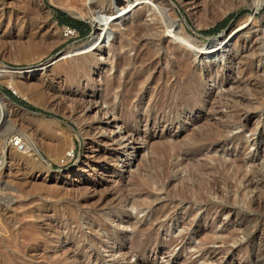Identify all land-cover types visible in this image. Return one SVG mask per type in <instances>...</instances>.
<instances>
[{"label": "rangeland", "instance_id": "rangeland-1", "mask_svg": "<svg viewBox=\"0 0 264 264\" xmlns=\"http://www.w3.org/2000/svg\"><path fill=\"white\" fill-rule=\"evenodd\" d=\"M127 1L0 0V264H264V0Z\"/></svg>", "mask_w": 264, "mask_h": 264}, {"label": "bare ground", "instance_id": "bare-ground-1", "mask_svg": "<svg viewBox=\"0 0 264 264\" xmlns=\"http://www.w3.org/2000/svg\"><path fill=\"white\" fill-rule=\"evenodd\" d=\"M130 0L127 1V3L129 2ZM138 0H134V2H136ZM49 3L51 4V2L49 1ZM114 6V3L112 4ZM153 7H156L153 6ZM259 7V2H256L254 4V11H256ZM116 9V8H115ZM124 8H118L116 9L113 13H110V15H104V14H98L96 15L95 17H93L92 21L95 25V27H98L99 30L101 31V29H103V32H101L100 36H98L96 42L92 43L89 45V43L86 45V47L84 48V52H88L89 50L93 49L94 47H96L100 41L101 38H103L105 36V27H107L108 23L110 22V20L112 19V17H115V16H120L119 14H121L123 12ZM156 10V9H155ZM157 11H159L157 9ZM160 12V11H159ZM158 13V12H157ZM81 14V13H80ZM160 15V14H158ZM169 20V19H168ZM169 22V21H168ZM166 33H167V36L169 38H171V40L175 41L177 44H179L182 48H184L185 50L187 51H190V52H193L192 54H195V55H199V56H207L208 54H211V53H214L216 52L218 49H220L222 46H225V44L229 41V38H223L222 41H215L214 43H212L213 45H210V46H206V44L212 42V41H209L208 43L204 44V43H199L197 41H194L184 35H182L180 33V30L177 29L173 23V21H171L169 24L167 23L166 24ZM96 29V28H95ZM103 36V37H101ZM228 37V36H227ZM221 38V37H220ZM104 40V38H103ZM102 40V41H103ZM214 40H217V39H214ZM13 41V40H12ZM256 41V40H255ZM256 43V42H255ZM250 44V43H249ZM252 46V45H251ZM254 46V45H253ZM245 49V48H244ZM65 57H59V59H54L53 61H50L48 62L46 65L42 66L41 68L39 69H34L32 71H29L30 74H33L35 73L36 71H40L42 72L43 70L47 69V68H50L52 67L56 62H58L59 60L61 59H64ZM12 70L11 69H8V68H3L1 71H0V76L2 77H8L9 79H11V75L12 74ZM28 74V75H30ZM263 91V90H262ZM2 107V106H1ZM4 108V107H3ZM97 128V127H96ZM103 135V134H102ZM98 137V136H97ZM4 152H5V148L3 150V154H2V158H3V155H4ZM92 150L90 149L88 152H87V157L86 159H89V158H92ZM68 153H66V155L68 156ZM13 156V155H12ZM65 156V157H67ZM11 157V156H10ZM15 157V156H14ZM16 158V157H15ZM63 160H65L64 157H62ZM91 174V173H90Z\"/></svg>", "mask_w": 264, "mask_h": 264}, {"label": "trees", "instance_id": "trees-1", "mask_svg": "<svg viewBox=\"0 0 264 264\" xmlns=\"http://www.w3.org/2000/svg\"><path fill=\"white\" fill-rule=\"evenodd\" d=\"M55 13V19L58 25H63L66 26L70 29H72L73 31L78 32L79 35H83L86 36L89 32L88 26L80 21H75L69 17H67L65 14H63L60 11L54 10ZM228 19V18H227ZM219 26L220 24L215 25L213 28L209 29V30H205L202 31L201 34L202 35H207L210 33H215L219 31ZM1 93L3 95H5L10 101H12L13 103H15L17 106L27 110V111H31V112H39L34 110L32 107L28 106L27 104H25L23 101L19 100L18 98H16L15 96H13V94H11L7 89H1ZM41 113V112H39ZM44 114V113H43ZM45 116H49L47 114H44Z\"/></svg>", "mask_w": 264, "mask_h": 264}, {"label": "water", "instance_id": "water-1", "mask_svg": "<svg viewBox=\"0 0 264 264\" xmlns=\"http://www.w3.org/2000/svg\"><path fill=\"white\" fill-rule=\"evenodd\" d=\"M249 11L253 14V13H256L255 11H252V10H250L249 9ZM61 12V11H60ZM63 14H65L67 17H69V18H71L72 19V17L71 16H69L68 14H66V13H64V12H62ZM83 23H86V22H83ZM90 24H91V32L93 31H95L94 30V28H95V24L93 23V22H90ZM220 37H221V35H216V36H214L213 38H211V39H208V40H206L204 43L206 44V43H208L209 41H212V40H214V39H220ZM5 67H7V66H5ZM8 69H13V68H11V67H7ZM17 107H19V106H17ZM20 109H22V110H25V109H23V108H21V107H19ZM26 111V110H25ZM37 115H39V116H45L43 113H36ZM35 114V115H36Z\"/></svg>", "mask_w": 264, "mask_h": 264}, {"label": "built area", "instance_id": "built-area-1", "mask_svg": "<svg viewBox=\"0 0 264 264\" xmlns=\"http://www.w3.org/2000/svg\"><path fill=\"white\" fill-rule=\"evenodd\" d=\"M72 33H73V30L66 29V34L71 35ZM10 142H11V146L13 147L18 148L21 145L20 140L17 138H12Z\"/></svg>", "mask_w": 264, "mask_h": 264}]
</instances>
